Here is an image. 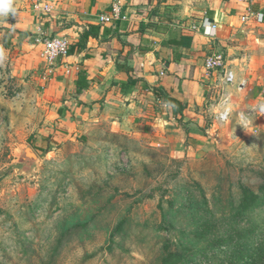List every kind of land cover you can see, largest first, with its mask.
I'll return each instance as SVG.
<instances>
[{
    "label": "rangeland",
    "instance_id": "rangeland-1",
    "mask_svg": "<svg viewBox=\"0 0 264 264\" xmlns=\"http://www.w3.org/2000/svg\"><path fill=\"white\" fill-rule=\"evenodd\" d=\"M58 1L0 3V264H264V92L239 109L228 87L252 126L233 110L184 156L61 114L35 45V6Z\"/></svg>",
    "mask_w": 264,
    "mask_h": 264
},
{
    "label": "crops",
    "instance_id": "crops-1",
    "mask_svg": "<svg viewBox=\"0 0 264 264\" xmlns=\"http://www.w3.org/2000/svg\"><path fill=\"white\" fill-rule=\"evenodd\" d=\"M112 1L59 0L52 12H39L42 32L67 38L72 50L52 69L53 83H47L64 98L61 114L104 121L112 132L146 138L177 155L200 153L216 146L225 132L232 134L227 123L213 121L221 81L205 69L204 60L215 52L224 54L237 80L247 81L250 103L261 101L264 22L245 17L248 10H264V0H120L118 18L101 23L98 16L108 13ZM204 17L215 24L212 37L202 32ZM91 25L96 34L86 35ZM83 35L84 46L77 49ZM80 72L88 85L77 93Z\"/></svg>",
    "mask_w": 264,
    "mask_h": 264
},
{
    "label": "built area",
    "instance_id": "built-area-1",
    "mask_svg": "<svg viewBox=\"0 0 264 264\" xmlns=\"http://www.w3.org/2000/svg\"><path fill=\"white\" fill-rule=\"evenodd\" d=\"M241 1L249 3L251 0ZM35 9L39 12L50 11V8L45 4L40 7L36 5ZM119 14L120 0H114L110 5L108 13L99 15L98 19L101 23H107L118 18ZM248 17L257 22H264V10L258 12H251L248 10L245 18ZM200 26L205 36H214L215 24L210 22L209 18L204 17ZM191 28L196 29L197 25H191ZM42 31L43 30L39 29L38 36L35 37V42L39 45L38 55L42 62L52 71L53 68L55 69L58 66V62L68 55L69 41L67 38L61 36H45ZM204 67L207 71L216 72L221 81L220 90L216 94V102H213L214 111L212 116L214 123L218 126H222L230 121L233 110L231 106V94L227 91V88L235 86V89L238 92H242L246 88L247 81L245 79H236L234 71L226 64L225 56L221 52H215L208 55L204 60ZM261 79L264 83V72L261 74ZM253 108L241 111L238 114L240 123L245 128H250L252 126L250 116L252 115ZM246 113L249 116H247Z\"/></svg>",
    "mask_w": 264,
    "mask_h": 264
},
{
    "label": "trees",
    "instance_id": "trees-1",
    "mask_svg": "<svg viewBox=\"0 0 264 264\" xmlns=\"http://www.w3.org/2000/svg\"><path fill=\"white\" fill-rule=\"evenodd\" d=\"M93 29H96V26H93V25L89 26L86 35H89V34H94V35H95L96 33L93 31ZM180 39L183 40V38H180ZM184 39H187V38H184ZM84 40H85V35L81 36L80 39L78 40V42H77V49H81V48H83V46H84ZM71 52H72V50H71V48H70V46H69V49H68V55H69ZM84 80H85V76H84L83 73L80 72V73L78 74V77H77L76 80H75V83H76V92H77V93L80 92V89H84V88L87 87L88 84H87L86 81H84ZM160 99H161V98H160ZM160 101H161V102H164L163 99H161ZM165 103H166V102H165Z\"/></svg>",
    "mask_w": 264,
    "mask_h": 264
},
{
    "label": "water",
    "instance_id": "water-1",
    "mask_svg": "<svg viewBox=\"0 0 264 264\" xmlns=\"http://www.w3.org/2000/svg\"><path fill=\"white\" fill-rule=\"evenodd\" d=\"M26 157H28V160H33L34 159V154L32 152H30L29 148H25L24 154L22 156H20V160L24 161L26 159Z\"/></svg>",
    "mask_w": 264,
    "mask_h": 264
},
{
    "label": "clouds",
    "instance_id": "clouds-1",
    "mask_svg": "<svg viewBox=\"0 0 264 264\" xmlns=\"http://www.w3.org/2000/svg\"><path fill=\"white\" fill-rule=\"evenodd\" d=\"M0 3H3V0H0ZM5 8H7V5H5Z\"/></svg>",
    "mask_w": 264,
    "mask_h": 264
},
{
    "label": "bare ground",
    "instance_id": "bare-ground-1",
    "mask_svg": "<svg viewBox=\"0 0 264 264\" xmlns=\"http://www.w3.org/2000/svg\"><path fill=\"white\" fill-rule=\"evenodd\" d=\"M31 152V151H30ZM29 153V152H28Z\"/></svg>",
    "mask_w": 264,
    "mask_h": 264
}]
</instances>
